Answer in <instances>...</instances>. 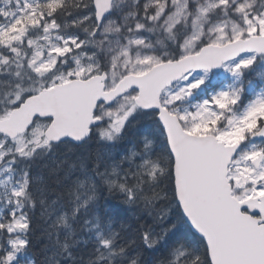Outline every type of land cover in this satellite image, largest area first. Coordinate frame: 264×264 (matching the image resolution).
<instances>
[{"label": "snow or ice", "instance_id": "6c2138e0", "mask_svg": "<svg viewBox=\"0 0 264 264\" xmlns=\"http://www.w3.org/2000/svg\"><path fill=\"white\" fill-rule=\"evenodd\" d=\"M0 264H264V0H0Z\"/></svg>", "mask_w": 264, "mask_h": 264}, {"label": "trees", "instance_id": "16d2710c", "mask_svg": "<svg viewBox=\"0 0 264 264\" xmlns=\"http://www.w3.org/2000/svg\"><path fill=\"white\" fill-rule=\"evenodd\" d=\"M104 196L100 200L101 210H111L113 213L119 212L121 216L125 215L126 213L128 215H131L130 212H128V206L124 205L122 201L115 196L109 195L107 192L103 194ZM42 247V243H38L37 247L35 249V255L36 259L40 260L42 258L40 248Z\"/></svg>", "mask_w": 264, "mask_h": 264}, {"label": "rangeland", "instance_id": "374dc122", "mask_svg": "<svg viewBox=\"0 0 264 264\" xmlns=\"http://www.w3.org/2000/svg\"><path fill=\"white\" fill-rule=\"evenodd\" d=\"M254 84H258L259 83V77H257L254 81H253ZM257 91H259V87L257 88Z\"/></svg>", "mask_w": 264, "mask_h": 264}]
</instances>
